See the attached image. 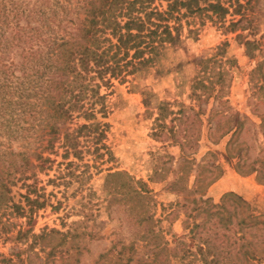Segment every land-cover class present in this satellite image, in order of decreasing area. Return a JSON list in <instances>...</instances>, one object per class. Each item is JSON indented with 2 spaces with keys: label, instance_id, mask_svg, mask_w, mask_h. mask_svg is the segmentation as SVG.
<instances>
[{
  "label": "rangeland",
  "instance_id": "rangeland-1",
  "mask_svg": "<svg viewBox=\"0 0 264 264\" xmlns=\"http://www.w3.org/2000/svg\"><path fill=\"white\" fill-rule=\"evenodd\" d=\"M34 1L0 0V14L10 10L8 19L15 22L32 7L27 3ZM219 1L227 8L225 15L213 14L208 8V2L215 0H200L192 13L181 9L164 23L168 29L163 49L135 60L134 68L127 67L128 74L123 71L116 77L106 74L94 79L99 84L94 117L86 119L73 112L63 128L74 133L65 139L57 135L52 149L41 151V157L49 159L41 168L39 160L30 157L32 167L9 186V200L0 211V264H122L127 258L128 264L198 263L177 259L182 249L198 257L203 251L194 235L196 223L188 215L193 196L180 198L183 206L177 207L178 198L168 185L148 183L154 200L149 211L154 222L148 223L140 219L131 192L121 186L125 176L108 175L122 172L147 183L155 166L162 173L165 169L167 175L171 160L166 145L157 141H164L162 132L169 133L178 124V116L167 115L166 103L178 102L185 109L193 106L196 110L191 81L207 74L214 62L229 74L223 101L256 124L264 118V89L258 90L264 84V0ZM152 6L163 11L166 2L156 0ZM37 16V11L32 13ZM77 16L83 19V12ZM2 27L1 42L6 39L11 45L0 59L12 65L0 71V84L5 82V74H20L22 47L11 38L14 28H5V23ZM5 89L0 86V96ZM172 106L176 112L178 106ZM187 114L181 127L188 128L184 152L192 156L198 149V125L190 111ZM158 116L164 117L154 120ZM90 123L99 126L80 129ZM2 132L1 128L0 142L6 146L9 139ZM41 138L32 146L44 147L48 137ZM10 141L15 151L25 148L26 141ZM200 147L202 153L208 148L220 153L225 141L217 146L201 143ZM213 160L211 155L203 160L206 177L212 174L209 166ZM248 189L243 196L251 211L264 213V186L251 179ZM151 227L159 232L158 239L148 234ZM157 244L174 250L156 254Z\"/></svg>",
  "mask_w": 264,
  "mask_h": 264
},
{
  "label": "trees",
  "instance_id": "trees-1",
  "mask_svg": "<svg viewBox=\"0 0 264 264\" xmlns=\"http://www.w3.org/2000/svg\"><path fill=\"white\" fill-rule=\"evenodd\" d=\"M155 1L36 0L31 5L27 3L32 7L24 14L22 12V18L15 22L8 19L10 10L0 14L4 16L3 21L0 19V56L5 55L7 45H11L6 39L1 42L4 23L5 28H14L11 38L22 46L18 66L20 74H5V82L0 84L7 88L0 96V129L9 139L6 146L0 142V211L4 210L9 200V186L20 179L27 167H32L30 157L39 160L37 166L41 168L49 161L41 157V151L51 150L57 135L62 134L65 139L74 133L63 128L71 120L72 113L80 112L86 119L94 117L93 106L99 99V84L94 83V79H102L106 74L116 77L123 71L128 74L131 70L127 67L134 68L135 60L146 53L155 54L158 49H163V38L168 29L165 21L181 9L192 13L200 0H163L166 2L163 11L152 6ZM208 8L216 15L227 13V8L219 0L208 2ZM35 11L38 12L36 18L32 17ZM79 11L83 12L81 20L77 16ZM10 65L12 63L8 65L0 59V71L9 69ZM228 76V70L214 62L207 74L191 81V101L196 104V110L193 106L185 109L174 102L178 106L174 112L170 108L173 104L166 103L167 115L178 116L173 137L182 138L183 143L189 142L188 128L181 125L189 118L187 111H190V116L197 122L198 133L205 132L206 141L215 144L228 136L225 153L235 160V171L239 175L255 174L257 183L264 186V118L256 124L223 101ZM261 89H264V84L258 90ZM163 117L158 116L155 120ZM97 126L98 123H90L80 129ZM43 130L48 137L46 145L42 148L40 144L32 146L41 141L44 134L37 132ZM23 132L25 134L22 135ZM18 134L22 136L19 138ZM244 135H247L246 138ZM11 139L26 141L25 148L15 151L9 144ZM251 150L254 151L250 153ZM207 155L215 158L211 152L202 157L203 163L198 166L193 190L184 184L176 187L192 163L186 159L178 166L180 175L170 185L171 190L182 195L201 193L218 178L221 169L212 163L209 166L211 176L206 177L203 173L206 169L203 160ZM164 175V170L162 173L155 168L149 181ZM111 176H125V183L121 186L131 192L140 219L153 223L149 211L154 200L148 184L122 172L108 175ZM189 201V212L197 220L194 235L203 251L198 257L182 249L178 260L188 258V261H197V264H253L264 261V213L254 214L249 203L232 192L224 194L218 205L196 199ZM148 234L155 239L160 237L153 227ZM165 247L155 245L154 253L174 250ZM129 261L130 258H127L122 264Z\"/></svg>",
  "mask_w": 264,
  "mask_h": 264
},
{
  "label": "crops",
  "instance_id": "crops-1",
  "mask_svg": "<svg viewBox=\"0 0 264 264\" xmlns=\"http://www.w3.org/2000/svg\"><path fill=\"white\" fill-rule=\"evenodd\" d=\"M168 116H174V115H168ZM175 129H176V126L173 125L169 133L167 132L166 134L162 132V134L164 135V138H163L164 141L163 142L157 141L160 144L163 143L164 145H166L167 150H165V152H166L167 157L170 158L171 160L170 165L172 166H169V169H166L167 170V175L165 172L166 176L164 175L161 178L154 179L153 182H150L149 177H148L147 184L148 183L155 184L159 182L160 184L164 183V185H168V187L170 188V185L174 183L176 179L178 178V176L180 175L178 166L180 165L182 160L186 159L188 161H192V163L190 164L188 173L184 176L185 181H183L182 184H184L188 189L193 190L195 187L194 186L195 177H196V174L198 173V166L203 163L201 161L202 157L207 152H211L215 156L214 160L212 161V165L219 166L221 169V173L219 177L214 179L211 183H209L201 193H194L191 195H182L180 193L174 192L173 194L175 195L176 198H178V199L175 198L176 206L177 207L183 206V203L180 201V198H188L190 196H193L191 199H196L198 201H203V202H207L213 205H218L220 204L222 200V196L229 192L235 193L243 197L246 200V198L243 195L249 193L248 183L250 182V180L252 179L256 184H258L255 178V174L252 173L248 175H239L235 171V168H234L235 160L227 157L225 150L220 153L219 152L217 153L214 150H211L210 148L206 149V151L203 153L201 151V147H200L201 143H206L211 146L212 145L217 146L219 142L225 141V146H226V143L228 141V136L223 137L220 141L213 144V143H210L209 141H206L205 136H204L205 132L198 133V135L200 134V137L197 138L196 136L195 138V144L198 145V149L195 152H193L192 156H189L185 154L184 152V143H183L184 140L182 138L175 137L176 138L175 139L173 137V133ZM155 168H157L158 171L161 170L156 166L154 167V169ZM188 215H190L189 217L192 220H194L195 223L197 224V220L193 217V213L189 212Z\"/></svg>",
  "mask_w": 264,
  "mask_h": 264
}]
</instances>
